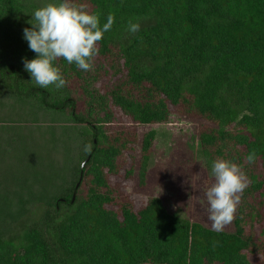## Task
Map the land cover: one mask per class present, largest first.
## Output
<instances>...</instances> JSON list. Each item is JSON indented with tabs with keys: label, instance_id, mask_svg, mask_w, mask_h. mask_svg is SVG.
<instances>
[{
	"label": "trees",
	"instance_id": "obj_1",
	"mask_svg": "<svg viewBox=\"0 0 264 264\" xmlns=\"http://www.w3.org/2000/svg\"><path fill=\"white\" fill-rule=\"evenodd\" d=\"M59 2L0 0V110L7 112L6 130H20L0 144V264L264 261V0H74L98 14L101 26L114 16L94 58L111 73L103 91L101 73L63 58L54 62L68 81L60 89L39 87L24 68L37 53L23 30L32 27L35 10ZM129 21L139 31H128ZM117 112L136 128L165 123L171 114L193 120L209 177L217 159L241 167L249 184L230 231H213L156 196L114 202L111 185L125 170L119 183L126 191L136 146L144 186L157 139L154 128L141 136L123 131L132 141L108 132ZM35 125L43 150H32L39 147L30 138Z\"/></svg>",
	"mask_w": 264,
	"mask_h": 264
},
{
	"label": "clouds",
	"instance_id": "obj_2",
	"mask_svg": "<svg viewBox=\"0 0 264 264\" xmlns=\"http://www.w3.org/2000/svg\"><path fill=\"white\" fill-rule=\"evenodd\" d=\"M29 23L32 27L23 30V38L37 57L25 58L24 68L39 87L47 89L54 85L60 89L68 81L54 62L63 58L81 70H92L94 58L99 54L97 43L111 30L114 16L109 14L101 26L99 15L89 12L86 5L74 0H60L35 10ZM139 29V23L129 21L128 31L135 33ZM246 159L248 163H254L255 152ZM211 176L214 182L200 190L203 193L200 203L207 205L212 230L220 232L234 220L249 181L239 165L226 159L213 162Z\"/></svg>",
	"mask_w": 264,
	"mask_h": 264
},
{
	"label": "rangeland",
	"instance_id": "obj_3",
	"mask_svg": "<svg viewBox=\"0 0 264 264\" xmlns=\"http://www.w3.org/2000/svg\"><path fill=\"white\" fill-rule=\"evenodd\" d=\"M97 59L100 63H104L105 69L109 68V60L104 57H98ZM93 63L94 68L89 70V72L92 74L96 72L102 74L100 75V78H103L104 82L101 83L100 91H103L107 87L106 83L110 80L111 73H102V70H99L97 63H95V61H93ZM74 81L75 80H72V82L70 81L69 83L73 89L77 88L80 82L78 79L75 82ZM74 95L83 96L79 89L75 91ZM78 106L80 110L84 109V104L80 105L78 103ZM6 115L7 112L0 110V144L1 142L4 144L5 139L11 138L14 132L20 131L18 130L19 127H16V125L14 127V131L9 132L6 130L7 128L5 125L7 126V124L4 121ZM9 116L11 119L14 118L12 115ZM115 116L116 117H114L108 127V132L111 130L114 134L120 133L122 138L124 137L129 139V137L124 135L125 133L123 134V131L127 133L138 132L141 136V134L146 130L154 128L157 132V139L153 147V151L151 152L144 186H139L138 167L140 149L139 146H136L134 149L136 150V155L132 161L133 172L128 177L130 181L123 186L126 191L124 192L120 189L119 183L120 179H124L125 170H122L116 175V180L111 185V189L114 191L112 194L115 198L114 202L118 205L127 202L129 200V196L134 193H140V195L145 197L156 196L159 197L163 201V204L170 210L174 209L181 212L190 220L199 222L202 225L211 228L212 222L208 219V213L206 211L207 205H202L200 203L203 195L200 190L209 186L212 182H214V180L213 177L208 176L203 166L196 122H192L193 120H181L178 122L176 116L171 114L169 121L165 123L158 124L156 126L147 125L143 126V128H136L132 124L128 125L124 123L125 121H123L122 118L125 120L126 118L124 115H121V113L117 112ZM38 133H40V130L37 131V125H35L33 134L36 135H33V137L30 135V138H36L37 142V137L40 138V134ZM63 141L64 142L62 144L66 146V148L71 146L69 145V141L67 139ZM44 142L45 140L41 145V140L38 141L40 148L36 145V147L33 146L32 150H43V147H45ZM118 164L123 168L127 165L124 159L118 161ZM8 167H11V165ZM19 169H21V167L16 166L9 168L6 171H11L13 174L14 171H18ZM6 174L8 175L9 173ZM262 177L264 178V174ZM262 214L264 215V211H262ZM224 230L230 231L231 223L228 224ZM257 264H264V261L259 259Z\"/></svg>",
	"mask_w": 264,
	"mask_h": 264
},
{
	"label": "water",
	"instance_id": "obj_4",
	"mask_svg": "<svg viewBox=\"0 0 264 264\" xmlns=\"http://www.w3.org/2000/svg\"><path fill=\"white\" fill-rule=\"evenodd\" d=\"M85 162H86V161H85ZM85 162L82 163V165H81V169L83 168ZM81 175H82V170L80 171V178H79V180L81 179ZM76 186H78V183L76 184ZM73 199H74V195L72 196V200H73Z\"/></svg>",
	"mask_w": 264,
	"mask_h": 264
}]
</instances>
